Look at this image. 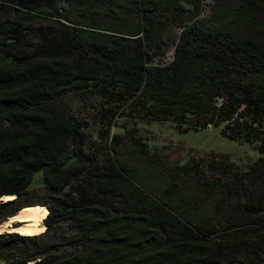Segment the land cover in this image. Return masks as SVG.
<instances>
[{
    "label": "trees",
    "instance_id": "16d2710c",
    "mask_svg": "<svg viewBox=\"0 0 264 264\" xmlns=\"http://www.w3.org/2000/svg\"><path fill=\"white\" fill-rule=\"evenodd\" d=\"M201 3L0 0V222L45 211L0 231V264H264V0ZM140 121L222 126L259 157L207 175L233 164L169 162Z\"/></svg>",
    "mask_w": 264,
    "mask_h": 264
},
{
    "label": "rangeland",
    "instance_id": "374dc122",
    "mask_svg": "<svg viewBox=\"0 0 264 264\" xmlns=\"http://www.w3.org/2000/svg\"><path fill=\"white\" fill-rule=\"evenodd\" d=\"M244 0H202L199 18H216L224 8L233 7ZM259 8V7H258ZM191 14H185L184 17ZM257 20L263 21V13L258 10ZM175 29L174 33H179ZM264 34V22L255 25V35ZM257 36V35H256ZM173 47L168 45L166 54L156 59L157 63H167L172 59ZM137 133L147 142L151 152L155 151L169 162L183 163L192 157L205 158L204 162L225 157L226 162L232 163L227 170L214 168L205 163L203 170L207 175L233 178L239 175L238 170L247 171L250 164L259 157L258 151L250 144L237 142L222 134V126L209 127L198 131L179 132L174 124L168 121H140L137 123ZM5 200V199H4ZM7 227L0 226V231ZM9 231V230H8Z\"/></svg>",
    "mask_w": 264,
    "mask_h": 264
},
{
    "label": "bare ground",
    "instance_id": "6f19581e",
    "mask_svg": "<svg viewBox=\"0 0 264 264\" xmlns=\"http://www.w3.org/2000/svg\"><path fill=\"white\" fill-rule=\"evenodd\" d=\"M9 200L11 197H3L1 200ZM45 211L40 207H32L19 211L14 216L1 221L0 226L7 227L6 230L16 231L23 235H35L43 230L41 218Z\"/></svg>",
    "mask_w": 264,
    "mask_h": 264
},
{
    "label": "water",
    "instance_id": "95a60500",
    "mask_svg": "<svg viewBox=\"0 0 264 264\" xmlns=\"http://www.w3.org/2000/svg\"><path fill=\"white\" fill-rule=\"evenodd\" d=\"M27 207H31V206H27ZM21 210H22V209H21ZM21 210H19V211H21ZM19 211H18V212H19ZM18 212H17V213H18Z\"/></svg>",
    "mask_w": 264,
    "mask_h": 264
}]
</instances>
